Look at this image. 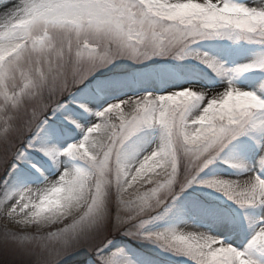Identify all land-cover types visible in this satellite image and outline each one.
I'll return each instance as SVG.
<instances>
[{
  "label": "snow or ice",
  "instance_id": "6c2138e0",
  "mask_svg": "<svg viewBox=\"0 0 264 264\" xmlns=\"http://www.w3.org/2000/svg\"><path fill=\"white\" fill-rule=\"evenodd\" d=\"M0 219L27 264H264V0H0Z\"/></svg>",
  "mask_w": 264,
  "mask_h": 264
},
{
  "label": "rangeland",
  "instance_id": "374dc122",
  "mask_svg": "<svg viewBox=\"0 0 264 264\" xmlns=\"http://www.w3.org/2000/svg\"><path fill=\"white\" fill-rule=\"evenodd\" d=\"M30 259L17 243L5 238L3 220L0 219V264H27Z\"/></svg>",
  "mask_w": 264,
  "mask_h": 264
}]
</instances>
